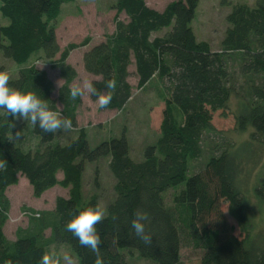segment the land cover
<instances>
[{"label": "trees", "instance_id": "1", "mask_svg": "<svg viewBox=\"0 0 264 264\" xmlns=\"http://www.w3.org/2000/svg\"><path fill=\"white\" fill-rule=\"evenodd\" d=\"M0 2V14L8 21L0 26V71L5 67L1 61L15 64L9 85L47 99L52 110L73 124L71 131L46 134L22 119L26 132L15 139L18 119L0 109V163L5 165L0 167V264L9 260L40 264L50 247L64 244L72 248L80 264H93L94 254L65 225L78 206L83 209L102 202V172L97 165L103 161L113 179L106 218L97 225L105 264H131L123 253L126 250L155 264H180L183 248L198 251L199 264H264V247L252 245L257 224L250 212L249 190L241 182L251 170L246 172V162L253 159L258 166L264 154V0H255L254 6H233L218 51L199 40L192 27L200 0H175L162 11L145 0H116L110 6L116 13L112 34L92 46L86 38L64 49L58 42V22L63 7L76 0ZM122 15L126 20H121ZM81 48H87L84 70L99 78L93 80L96 88L103 90L109 79L117 82L111 104L100 110L126 111L135 89L155 91L163 101L159 135L144 148L141 161L132 157L125 129L97 140L93 134L99 132L79 126L83 99L69 98V86L78 73L68 59ZM38 63L59 71L64 83L57 96L54 83ZM132 75L136 88L128 80ZM90 98L96 102V97ZM234 98L238 102L234 132L249 133V139L238 146L212 123L214 114L228 111ZM28 136L36 141L33 148L23 145ZM243 145L249 146L248 151H242ZM201 160V166L194 168ZM89 164L96 166L92 191L86 194ZM263 167L264 163L261 171ZM20 177L28 180L36 199L56 187L67 195L57 197L52 210L23 207L28 224L10 240L5 234L12 207L7 192L19 184ZM256 177L252 190L264 209V170ZM223 204H228L241 236L235 234ZM137 209L149 214L145 229L152 236L150 246L131 229Z\"/></svg>", "mask_w": 264, "mask_h": 264}, {"label": "rangeland", "instance_id": "2", "mask_svg": "<svg viewBox=\"0 0 264 264\" xmlns=\"http://www.w3.org/2000/svg\"><path fill=\"white\" fill-rule=\"evenodd\" d=\"M116 0H76L75 3L65 5L62 9V15L58 22L57 37L59 45L62 49L69 44H80L86 38L90 39V45H95L102 42L107 35L112 34L115 31V11L111 10V4ZM147 5L158 11H162L169 3L175 0H145ZM237 3H246L250 6L255 5V0H200L196 18L192 23V27L199 40L208 42L214 51L220 49L222 40L225 37L227 30L226 17L231 12L233 6ZM1 7V2H0ZM121 20H126V16L122 15ZM8 21L3 19L0 14V26L7 25ZM88 48V47H87ZM86 48H81L73 51L68 59V62L72 64L77 70L78 77L73 82L86 78L92 80L91 75L86 73L83 68V54ZM5 66L3 71H7L10 75L14 74L17 70L15 64H11L6 61H1ZM39 69L45 70L51 81L55 86L54 95L57 96V92L63 85V80L59 75L58 70L52 69L49 65L44 63L37 64ZM233 68H237L236 65H231ZM237 70V69H236ZM130 71L134 73V68L130 67ZM129 83L136 88L137 79L135 76H131ZM135 98L132 103L126 108V111L118 110H100L97 102H93L90 96L86 95L82 99V105L80 107V124L90 125L91 128L96 129L98 124H105V130H102L101 137H112L110 131L115 133L122 131L125 128L132 148V157L136 161L143 159V150L148 145L153 143L159 135L160 125L162 122V115L164 110L163 101L158 98L155 91H148L146 93L134 90ZM237 99H232L230 103V109L226 112L218 111L213 116V127L217 132H222L226 135V140L236 144H243L245 140L249 139V133L245 132L237 134L234 132L236 121L234 111L238 108ZM22 119H18L14 127V137L18 139L23 131ZM96 131V130H95ZM19 132L17 137L16 133ZM99 132V131H97ZM93 133V132H92ZM114 134V133H113ZM67 138V137H66ZM93 138L100 139L98 134H93ZM24 139V138H23ZM22 139V140H23ZM26 148H33L36 145L35 139L28 136L24 140L23 144ZM243 152L248 151L249 146L243 145L241 147ZM262 160L260 165L255 166L253 159L250 162H246L245 169H250V173L243 177L241 180L243 187L248 189L250 194V205L252 217L257 224L256 230L252 234V245L255 248L264 247V209L261 207V203L254 198V188L256 176L262 173V163H264V154H260ZM257 159V157H256ZM106 161L99 163L102 172L101 184L103 187V197L100 206L105 209L106 205L112 196L113 179L108 175ZM202 164V160L193 164L194 168H199ZM96 164H89L86 175L84 177L86 194L92 191V170ZM261 171V172H260ZM260 172V173H259ZM111 175V174H110ZM256 177V178H255ZM61 178V177H60ZM242 179V178H241ZM255 181L252 183V181ZM171 193V192H168ZM11 201V211L9 220L5 227V234L8 239L13 240L16 237V230L19 227H26L28 224V216L23 211V207L32 208L35 210L51 209L55 205L56 198L59 196H66L67 191L56 187L46 192L40 199H36L33 196V191L26 178L20 177V182L17 186H13L7 193ZM261 205V206H260ZM222 210L227 216V219L231 225L235 227V234L241 236L238 223L229 215L228 204L222 205ZM48 254L61 257V264H65L63 256H70L74 264H80V261L72 248L68 245H56L49 248ZM127 256V260L131 264H155L150 260L140 257L136 251L126 250L123 252ZM132 253V254H131ZM200 253L194 249L183 248L181 250V263L180 264H199Z\"/></svg>", "mask_w": 264, "mask_h": 264}, {"label": "clouds", "instance_id": "3", "mask_svg": "<svg viewBox=\"0 0 264 264\" xmlns=\"http://www.w3.org/2000/svg\"><path fill=\"white\" fill-rule=\"evenodd\" d=\"M9 80L7 71H0V109H3L8 117L29 121L46 134H55L58 131L68 132L73 129L72 120L52 110L47 99H41L33 91H21L11 87ZM116 87L117 82L114 78L105 82L103 90L96 88L92 80L82 78L69 86V98L75 101L86 95L94 96L99 108L107 109L113 100ZM16 135L18 137L19 132ZM4 166V163H0V167ZM105 218V209L99 204L83 209L78 206L65 225L66 231L71 232L82 247L88 248L94 254L93 264H105L100 247L102 240L97 229V225L101 224ZM112 218L116 219V217ZM149 219L146 211L137 209L130 221L135 236L148 246L152 244V236L145 229ZM62 259L65 264H74L73 259L67 254ZM8 264H12V261L9 260ZM40 264H61V257L45 253Z\"/></svg>", "mask_w": 264, "mask_h": 264}, {"label": "crops", "instance_id": "4", "mask_svg": "<svg viewBox=\"0 0 264 264\" xmlns=\"http://www.w3.org/2000/svg\"><path fill=\"white\" fill-rule=\"evenodd\" d=\"M86 50H87V48L85 49V51H84V53L86 52ZM84 55V54H83ZM72 65V64H71ZM73 66V65H72ZM74 67V66H73ZM133 67V66H132ZM75 68V67H74ZM84 68V67H83ZM77 71V70H76ZM92 77V81L93 80H99V78H97V77H93V76H91ZM63 83H64V81H63ZM110 111V110H109ZM114 111V110H113ZM79 118H80V110H79V115H78V123H79V126H81V127H87V128H90V129H94V130H96V131H99V133H98V136H100V139L99 140H101V139H103L104 137L102 136L101 137V134L103 133L102 132V130H105V124H103L102 125V123H101V125L100 124H98L97 126H96V129H95V127L94 128H91V126L90 125H81L80 124V121H79ZM125 129V128H124ZM110 133V135H111V133H112V135L113 136H115V135H119L120 133H121V131L120 132H117V133H115L114 131L112 132V130L109 132ZM114 133V134H113ZM106 138V137H105ZM8 193V192H7ZM54 208V207H53ZM53 208H51V209H45V210H52ZM14 240V239H13Z\"/></svg>", "mask_w": 264, "mask_h": 264}]
</instances>
